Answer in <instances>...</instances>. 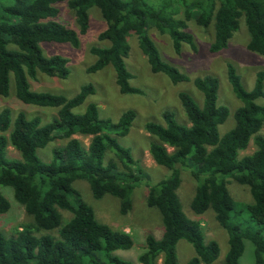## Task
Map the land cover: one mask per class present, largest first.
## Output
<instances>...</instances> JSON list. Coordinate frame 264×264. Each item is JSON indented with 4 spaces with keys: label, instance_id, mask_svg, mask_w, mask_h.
<instances>
[{
    "label": "trees",
    "instance_id": "obj_1",
    "mask_svg": "<svg viewBox=\"0 0 264 264\" xmlns=\"http://www.w3.org/2000/svg\"><path fill=\"white\" fill-rule=\"evenodd\" d=\"M62 3L73 11L78 31L59 20ZM93 6L105 20L106 27L98 38L107 45L91 47L95 60L87 70L95 72L112 66L121 93L141 92L130 84L132 74L125 63L132 36L151 71L166 74L174 83L189 80L185 73L161 59L149 34L151 27L169 34L178 53L183 43L195 47L186 30L187 21L194 20L204 27L212 22L209 50L218 52L227 46L244 20L249 32L247 49L264 56V0H0V95L9 94L12 76L15 96L21 102L57 109L48 121L24 111L0 109V185L12 187L15 200L33 219L13 235L0 232V264H88L87 259L100 264L95 259L97 254H103L108 264H134L113 254L117 249L132 247L131 235L99 222L72 184L85 180L95 198L114 195L120 200L121 214L130 210L131 194L143 170L116 136L128 133L135 114L125 111L113 122L99 118L92 102L84 112L75 113L73 108L94 92L92 84L66 97L33 90L29 82L39 74L67 76V59L60 54L46 56L40 43L78 46L79 34L88 29V11ZM226 73L241 102L234 112L235 125L229 131L222 135L218 132L229 111L217 105L218 80L211 75L193 80L202 93L201 106L187 92L179 93L187 123H179L173 112L164 110L163 123L149 121L144 125L154 138L148 146L149 154L171 173L148 185L146 202L158 209L163 233L160 238L146 235L145 248L138 255L142 264H155L159 257L162 264H179L176 244L180 239L188 241L195 251L186 264L211 263L218 255V244L206 242L201 223L188 218L181 209L178 166L189 168L197 183L190 203L192 210L202 214L212 209L216 221L227 232L224 264H239L244 240L253 245V264H264V104L258 101L264 99V69L256 73L250 90L242 86L232 64H227ZM76 134L90 137L88 145H83ZM58 138L65 143L53 149L52 161H41L37 149ZM249 143L254 144L253 151L239 157V151ZM9 146L20 158L6 157ZM107 152L112 155L105 160ZM228 178L248 186L252 202L245 209L256 228L231 221L234 201L227 188ZM8 209L9 202L0 192V213ZM59 209L71 212L72 217L62 223ZM52 229L58 233H35Z\"/></svg>",
    "mask_w": 264,
    "mask_h": 264
},
{
    "label": "rangeland",
    "instance_id": "obj_2",
    "mask_svg": "<svg viewBox=\"0 0 264 264\" xmlns=\"http://www.w3.org/2000/svg\"><path fill=\"white\" fill-rule=\"evenodd\" d=\"M89 26L84 34H79V45L72 46L69 43L42 42L41 49L46 56L60 54L67 59L68 74L65 78L50 77L39 74L36 80H29L30 88L37 91H47L73 97L80 88L86 84H92L94 92L90 94L82 104L73 108V112L82 113L89 103H95L99 118L110 119L116 122L125 111H133L135 117L129 131L124 136H116L120 145L130 149L135 164L143 170V176L131 194L132 205L126 214L120 213V200L118 197L105 194L101 198H95L87 181L78 179L73 182V187L79 192L82 200L90 205L96 219L107 224L112 229L128 232L133 245L129 249H117L113 254L134 264H142L138 261V255L145 248V237L148 234L160 238L163 233V223L157 208L147 205L146 197L148 185H152L166 178L171 171L154 162L148 151L150 141L154 138L148 133L145 123H163L162 113L164 110L173 112L179 123H187L184 109L179 99V93L184 91L191 95L195 101L202 105V93L196 89L193 80L199 76L211 75L218 80L217 105L227 107L229 113L226 120L218 126L219 135L229 131L235 125L234 112L241 105L235 96L227 79V64H232L240 77L242 86L252 89L256 73L264 69V56L247 49L249 32L244 20L240 21L239 27L233 32L227 46L218 52H211L209 44L213 38L212 22L204 27L194 20L187 21L186 30L192 35L195 47L183 43L180 52H175L169 34L160 33L154 27L149 29V34L156 44L162 60L175 66L185 73L189 80L174 83L166 74L153 72L145 55L137 46L136 38L129 37L130 51L125 59L126 67L132 74L130 84L141 90L140 93H121L115 83V72L108 65L95 72H89L87 68L94 62L95 56L91 53L92 46H105L106 41L98 38L99 33L106 27L100 10L93 6L89 9ZM180 16V15H179ZM59 20L69 28L78 31L73 11L65 4L60 5ZM264 104V99L258 100ZM8 107L13 113L24 111L28 116L38 115L42 121L50 120L57 109L50 107H38L21 102L15 96V86L11 76L9 94L0 95V109ZM83 145L87 146L90 137L80 134L74 135ZM65 140L58 138L47 143L43 148L37 149V156L43 162L53 159V149L64 144ZM255 148L249 143L245 150L239 151V157L251 153ZM171 150V148H168ZM6 157L8 159L20 158L19 153L11 146L8 147ZM111 152L105 153L106 160ZM180 172V185L177 194L184 214L190 219H196L201 223L205 241H215L219 252L216 259L211 263L201 264H224L228 251V235L226 230L215 219L212 209H207L202 214H196L191 206V200L197 185L190 173V169L178 166ZM227 188L234 201V209L231 213V221L241 223L244 226L256 228V223L250 218L245 206L252 202V196L248 186L240 184L232 178H228ZM0 192L9 202V209L0 213V232L6 236L15 234L16 230L33 222L24 207L14 198L13 189L10 186L0 185ZM62 215V223L72 217V213L59 209ZM58 233L57 229L40 230L41 233ZM37 234V235H38ZM177 261L186 264L195 255L193 246L186 240L180 239L176 244ZM96 262L108 264L107 258L96 255ZM88 264H95L87 259ZM253 245L249 240H244V251L239 259V264H253ZM155 264H162L159 257Z\"/></svg>",
    "mask_w": 264,
    "mask_h": 264
}]
</instances>
